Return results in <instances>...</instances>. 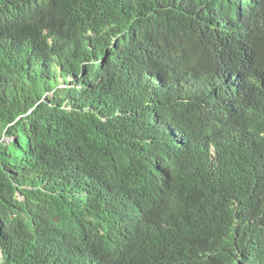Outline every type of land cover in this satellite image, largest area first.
Instances as JSON below:
<instances>
[{
	"label": "trees",
	"instance_id": "1",
	"mask_svg": "<svg viewBox=\"0 0 264 264\" xmlns=\"http://www.w3.org/2000/svg\"><path fill=\"white\" fill-rule=\"evenodd\" d=\"M263 80L264 0H0V264H264Z\"/></svg>",
	"mask_w": 264,
	"mask_h": 264
},
{
	"label": "clouds",
	"instance_id": "2",
	"mask_svg": "<svg viewBox=\"0 0 264 264\" xmlns=\"http://www.w3.org/2000/svg\"><path fill=\"white\" fill-rule=\"evenodd\" d=\"M224 1V0H222ZM229 1V0H228ZM217 25L221 28H224L225 25L222 24V22L219 20L217 22ZM256 65V62H253L252 68H254ZM179 83H184L186 85V88L188 91H186V94L182 98L190 99V93H192L193 97L192 99H201L202 97H210L209 92L210 89L205 88V85L200 81H190L189 78L181 77L180 80H178ZM212 84L215 85V90L217 92H223L228 91L229 94L225 97V99L220 100V104L217 107L218 112L227 111L224 104L226 102H234L233 97L241 96L243 92H245L247 88V83L244 77H235L234 75L230 73H225L219 77H216L214 81H212ZM259 85L264 87V80L259 82ZM214 108V107H213ZM213 108L210 110L213 111Z\"/></svg>",
	"mask_w": 264,
	"mask_h": 264
},
{
	"label": "bare ground",
	"instance_id": "3",
	"mask_svg": "<svg viewBox=\"0 0 264 264\" xmlns=\"http://www.w3.org/2000/svg\"><path fill=\"white\" fill-rule=\"evenodd\" d=\"M212 91H214V90H212ZM195 100V99H194Z\"/></svg>",
	"mask_w": 264,
	"mask_h": 264
}]
</instances>
